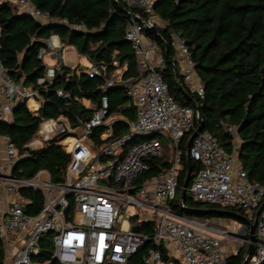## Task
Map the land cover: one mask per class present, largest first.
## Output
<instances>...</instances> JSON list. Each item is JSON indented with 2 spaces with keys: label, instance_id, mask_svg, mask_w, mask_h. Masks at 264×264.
I'll return each instance as SVG.
<instances>
[{
  "label": "built area",
  "instance_id": "2783aa9c",
  "mask_svg": "<svg viewBox=\"0 0 264 264\" xmlns=\"http://www.w3.org/2000/svg\"><path fill=\"white\" fill-rule=\"evenodd\" d=\"M1 1L14 4L19 13L37 22L55 21L30 0ZM123 1L127 6L124 39L136 59V78L123 79L124 67L108 71L107 63L89 61L88 66L75 68L72 65L75 55H81L72 46L62 45L57 35L47 38L46 46L38 51L42 60L44 56L53 60L51 65L44 63L45 71L36 81L39 86L50 83L56 68L64 64L77 72L84 71L89 77L99 76L103 93L96 102L82 100V104L93 109L86 119L77 117L73 123L63 115L42 117L35 136L26 144L37 149L53 137H61L60 143L70 156L61 182H52L45 169L32 178L13 176L14 164L28 152L19 153L10 136L2 135L5 164L0 166V240L5 264H127L144 242L152 243V247L139 264H225L222 250L225 233L214 227L217 219L188 217L174 212L171 206L180 187L179 142L186 132L196 128L199 113L192 104L179 105L163 79L166 57L155 39L147 34L157 33L156 26H164L154 13L156 0ZM169 46L177 75L202 99L203 85L185 39L173 31ZM112 64L116 66L117 62ZM176 81L183 86L178 76ZM114 86L122 87L125 105L134 109L135 119L109 112L106 91ZM57 94L70 97L62 90ZM40 97L37 87L15 81L0 61V119L7 118L16 100L25 99V104L37 101L38 110ZM120 122L126 124V130L114 136L113 130ZM224 127L231 136L230 148L222 147L215 135L204 130L185 148V153L187 150L192 161L199 164L187 190L195 201L249 211L248 219H254L252 212L259 207L253 233L254 251L245 257L248 264H261L264 184L249 178L237 162L240 143L237 126L224 124ZM97 128L101 132L91 137ZM77 130L81 132L73 136ZM165 139L171 149L167 158L162 144ZM163 158L164 165L157 164L158 170L146 175L152 161ZM22 187L40 190L43 205L38 213L25 211V201L19 192ZM11 192L15 195L12 201L8 198ZM133 226H139L140 230L132 231ZM48 233L52 235L50 258L44 262L33 260L39 254L41 236Z\"/></svg>",
  "mask_w": 264,
  "mask_h": 264
},
{
  "label": "trees",
  "instance_id": "16d2710c",
  "mask_svg": "<svg viewBox=\"0 0 264 264\" xmlns=\"http://www.w3.org/2000/svg\"><path fill=\"white\" fill-rule=\"evenodd\" d=\"M30 1L55 21L37 22L19 13L14 4L1 1L0 61L15 81L39 89L41 103L34 113L22 100H17L10 118L0 119V135H9L19 153L28 152L14 164L13 176L32 178L40 169H45L51 181L58 183L63 181L70 159L60 143L61 137H53L37 149H30L26 144L35 136L42 117L63 115L73 123L77 117L88 118L93 109L82 104V100L97 101L103 93L100 90L102 79L89 77L84 71L77 72L61 64L56 68L53 80L39 86L36 81L43 75L46 65L38 57V51L46 46L45 40L57 35L62 45L72 46L88 61L107 63L108 71L124 67L123 79L136 78L138 69L131 46L124 39L127 6L123 0ZM154 13L164 26H156L157 33L148 31L147 34L155 39L165 57L164 47L167 45L173 60L169 46L171 32L184 38L204 89V96L200 99L185 86L178 74L189 96L183 95L166 58L162 76L170 94L179 105L195 102L203 130L215 135L226 149L230 148L231 136L224 124L237 126L240 138L237 162L249 178L264 184V0H156ZM80 25L83 26L80 29L72 27ZM58 90L68 92L70 97H60ZM106 95L110 113L135 119L134 109L125 105L126 97L121 86L110 87ZM120 123L113 130L114 136L126 130V124ZM101 130L97 128L91 137L97 136ZM193 130L186 132L179 142L182 170L180 187L171 203L174 212L199 219L252 222L253 218L248 219L243 210L195 201L188 190L180 204V189L187 169L185 148ZM164 157H168L167 152ZM164 160L154 159L146 175H153L158 170L157 164L163 166ZM191 166L193 176L199 164L192 161ZM190 183L191 180L188 186ZM19 192L25 201V211L38 213L43 205L40 190L22 187ZM258 210L259 207L254 209L252 217ZM51 236V233L41 236L39 254L33 260L44 262L50 258ZM150 247L152 243L144 242L127 264H139ZM246 250L247 244L227 255L225 264H242ZM5 260L0 240V264H5Z\"/></svg>",
  "mask_w": 264,
  "mask_h": 264
},
{
  "label": "rangeland",
  "instance_id": "374dc122",
  "mask_svg": "<svg viewBox=\"0 0 264 264\" xmlns=\"http://www.w3.org/2000/svg\"><path fill=\"white\" fill-rule=\"evenodd\" d=\"M76 59L72 65L75 68H80L81 66H88L89 61L87 60L86 57L81 56L78 58L77 55H75ZM43 62L46 65H51L48 56H44ZM29 102V101H28ZM86 104L88 101H84ZM89 104V103H88ZM81 131L77 130L76 132L72 133L73 136H78ZM162 144L164 146L165 152L170 155L171 149L169 142L165 139L162 140ZM3 149L1 144H0V150ZM8 198L10 201L15 199V195L13 192L9 193ZM245 215L248 217L250 216V212L247 211L245 212ZM214 227L217 229L221 230L222 232L225 233V238L223 239V256L224 259L227 255H230L232 253H235L236 250L244 245H248L249 239L247 238L248 235V228L246 224V229H243V223H239L237 221L229 220V219H217L216 221L214 220ZM253 245V244H252ZM253 247V246H252Z\"/></svg>",
  "mask_w": 264,
  "mask_h": 264
},
{
  "label": "water",
  "instance_id": "95a60500",
  "mask_svg": "<svg viewBox=\"0 0 264 264\" xmlns=\"http://www.w3.org/2000/svg\"><path fill=\"white\" fill-rule=\"evenodd\" d=\"M164 51H165V55H166V58H167V61L169 64H171L172 68H173V71H174V76L175 78L177 79V72H176V67L172 61V58L170 56V53H169V48L167 47V45H165L164 47ZM178 88L179 90L183 93V95H185L186 97H188V92L186 91V89L181 86L180 84L178 85ZM22 103H25V99L22 100ZM192 105L195 107V109L198 111V107L196 105L195 102L192 103ZM203 131V126H202V123H201V118L200 116H198L197 118V126L196 128L191 132L188 140H187V143H186V149L189 148L190 144H191V141L192 139L196 136L197 133ZM238 131V129H237ZM185 157H186V164H187V169H186V173H185V177H184V181H183V184L181 186V189H180V195H179V200L180 202L182 203L184 197H185V194H186V191H187V188H188V184L192 178V166H191V163H192V159L190 158L189 156V153L187 152L186 150V153H185ZM259 214V210L255 213V216H254V219L252 220V222L248 221L246 222L247 224V228H248V236L247 238L249 239V243L247 245V250H246V256H249L251 254V251H252V242L254 240V236H253V233H254V229H255V224H256V220H257V216ZM243 229L245 230L246 229V225H243ZM140 230L139 226H133L132 227V231H135V232H138ZM246 261H247V257L244 258L242 264H246Z\"/></svg>",
  "mask_w": 264,
  "mask_h": 264
},
{
  "label": "crops",
  "instance_id": "0c3cea01",
  "mask_svg": "<svg viewBox=\"0 0 264 264\" xmlns=\"http://www.w3.org/2000/svg\"><path fill=\"white\" fill-rule=\"evenodd\" d=\"M54 40H56V38H54ZM66 48L68 47L69 48V46H65ZM69 56L71 57V56H73V53H69ZM79 58V57H78ZM49 59V61H50V63L52 64L53 63V60H51L50 58H48ZM17 102V100L15 101V103ZM30 103H32L33 104V108H31V110H37V101H29V102H27L26 103V106H27V108L30 110V106H31V104ZM39 107V106H38ZM11 113V112H10ZM10 113L8 114V116H7V118H10ZM34 113H36V112H34ZM2 136L0 135V144H1V146H2V143H1V138ZM5 164V157H4V152H3V149H1L0 150V166H3ZM3 244V243H2Z\"/></svg>",
  "mask_w": 264,
  "mask_h": 264
},
{
  "label": "bare ground",
  "instance_id": "6f19581e",
  "mask_svg": "<svg viewBox=\"0 0 264 264\" xmlns=\"http://www.w3.org/2000/svg\"><path fill=\"white\" fill-rule=\"evenodd\" d=\"M30 104H31V106H33V104H32V103H30ZM69 141H70V140H69V139H67V140H66V143H68Z\"/></svg>",
  "mask_w": 264,
  "mask_h": 264
}]
</instances>
